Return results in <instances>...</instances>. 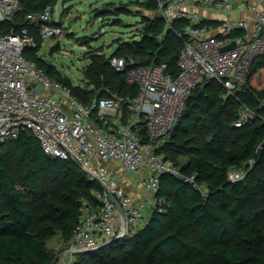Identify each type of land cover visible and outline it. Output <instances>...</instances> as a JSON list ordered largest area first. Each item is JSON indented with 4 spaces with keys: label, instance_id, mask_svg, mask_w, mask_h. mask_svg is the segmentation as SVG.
<instances>
[{
    "label": "trees",
    "instance_id": "1",
    "mask_svg": "<svg viewBox=\"0 0 264 264\" xmlns=\"http://www.w3.org/2000/svg\"><path fill=\"white\" fill-rule=\"evenodd\" d=\"M166 1L146 0L145 6L155 11ZM57 2L22 0V11L5 29L27 28L37 47L26 49V57L52 80L68 84L82 102L91 104L115 94L136 96L138 88L128 83L127 74L138 65L167 63L173 75L178 73L183 38L176 31L185 22L176 21L167 29L160 16L149 21L142 40L122 41L117 54L108 58L96 52L84 72L89 87L74 86L39 54L44 38L27 20L28 14L54 8ZM127 11L120 8L115 14ZM54 49L58 46L52 53ZM113 56L134 63L118 72L111 65ZM224 91L217 80L195 90L186 111L159 145L158 151L185 177H162L158 193L164 200L162 211L156 207L149 221L134 232L78 253L75 264H264V151L258 159L264 143V55L254 62L243 90L225 100ZM243 107L254 117L237 126ZM181 156H188V162L181 164ZM9 158L20 168L12 170ZM242 167L244 178L229 181V172ZM101 189L74 161L46 155L33 136L25 134L1 145L0 264H56L61 253L49 249L48 241L61 232L66 242L77 225L82 200L95 202L92 192Z\"/></svg>",
    "mask_w": 264,
    "mask_h": 264
},
{
    "label": "built area",
    "instance_id": "2",
    "mask_svg": "<svg viewBox=\"0 0 264 264\" xmlns=\"http://www.w3.org/2000/svg\"><path fill=\"white\" fill-rule=\"evenodd\" d=\"M264 0H167L160 2L166 28L184 21L179 71L167 63L151 62L131 68L128 83L136 85L133 97L111 95L82 102L63 82L52 80L38 64L27 58L26 49L37 41L27 28L5 25L22 11V0H0V146L28 134L53 158L74 161L102 189L93 190L95 202L82 200L78 222L62 253L67 264L76 255L112 242L138 229L146 212L162 211L158 196L164 175L180 176V168L158 151L188 106L189 97L208 80L229 84L245 82L254 62L264 55ZM199 9L222 11L227 18L218 24L204 18ZM247 10L251 20L238 17ZM53 6L28 14L40 36L60 38L64 25L53 18ZM235 44L232 49L224 48ZM134 60L111 57V65L125 72ZM254 112L243 107L237 126ZM249 163H253L250 161ZM246 172L232 170L231 182ZM136 175L142 188L139 200L126 191L123 181Z\"/></svg>",
    "mask_w": 264,
    "mask_h": 264
},
{
    "label": "rangeland",
    "instance_id": "3",
    "mask_svg": "<svg viewBox=\"0 0 264 264\" xmlns=\"http://www.w3.org/2000/svg\"><path fill=\"white\" fill-rule=\"evenodd\" d=\"M145 3L146 0H58L54 6L53 18L56 22L62 21L64 35L60 38L43 39L39 54L58 69L63 77L69 78L74 86L89 87L84 72L96 52L105 54L107 58L117 54L122 41L142 40L149 21L161 16L160 10H149ZM120 8H126L127 13L116 15L115 10ZM54 46H58V49H54L52 53ZM243 88L242 82L231 83L221 96L225 100L226 96ZM170 139L171 137L167 141ZM8 163L12 170L20 168L14 159L9 158ZM237 171L245 172L246 169L242 167ZM154 211L153 207L146 212L143 225L149 221ZM64 244L63 241L62 247L53 251L62 253ZM57 264L65 263L59 260Z\"/></svg>",
    "mask_w": 264,
    "mask_h": 264
},
{
    "label": "crops",
    "instance_id": "4",
    "mask_svg": "<svg viewBox=\"0 0 264 264\" xmlns=\"http://www.w3.org/2000/svg\"><path fill=\"white\" fill-rule=\"evenodd\" d=\"M261 7H264V2L261 3ZM199 13L204 18H206L208 20H211V22L214 23V24H218L222 20H224L225 18L228 17L227 14H225L222 11H217L216 12V11H212V10L209 11V10H206V9H199ZM238 17H240L242 19H246V20H251L252 19V14L249 11H247V10H241V11L238 12ZM179 160H180L181 164H185V163L188 162L189 157L188 156H181L179 158ZM136 179H137L136 175H127L125 177L124 181H123V186L126 189V191H128L133 196V198L137 201L141 197L142 188L138 185ZM133 230H136V229H133ZM56 238H58V240H56ZM52 241H54V242L52 243ZM63 241L64 240H63L62 233L58 232L53 238H51L48 241L47 246L51 250L58 251L60 249V246L62 247ZM59 260L63 261V263H65V264H67L68 257L66 255H64L63 253H61L59 255V258H58V261Z\"/></svg>",
    "mask_w": 264,
    "mask_h": 264
},
{
    "label": "water",
    "instance_id": "5",
    "mask_svg": "<svg viewBox=\"0 0 264 264\" xmlns=\"http://www.w3.org/2000/svg\"><path fill=\"white\" fill-rule=\"evenodd\" d=\"M235 47V44L233 43V44H231L230 46H228V47H226V48H224V50H228V49H232V48H234ZM202 92H203V89L201 90ZM263 151H264V143H263V145L259 148V150H258V159L260 160L261 159V157H262V153H263ZM179 177V179L180 180H185V177L181 174L180 176H178Z\"/></svg>",
    "mask_w": 264,
    "mask_h": 264
}]
</instances>
